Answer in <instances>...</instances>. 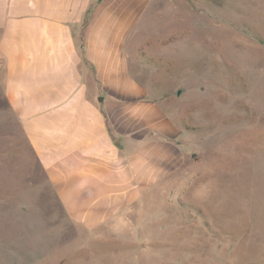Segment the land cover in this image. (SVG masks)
<instances>
[{"label": "rangeland", "instance_id": "rangeland-1", "mask_svg": "<svg viewBox=\"0 0 264 264\" xmlns=\"http://www.w3.org/2000/svg\"><path fill=\"white\" fill-rule=\"evenodd\" d=\"M151 3L128 66L178 122L180 168L128 218L73 221L6 101L0 56V264H264V0Z\"/></svg>", "mask_w": 264, "mask_h": 264}, {"label": "crops", "instance_id": "crops-1", "mask_svg": "<svg viewBox=\"0 0 264 264\" xmlns=\"http://www.w3.org/2000/svg\"><path fill=\"white\" fill-rule=\"evenodd\" d=\"M153 1L0 0L6 101L67 216L87 228L128 218L185 156L178 122L128 66Z\"/></svg>", "mask_w": 264, "mask_h": 264}, {"label": "water", "instance_id": "water-1", "mask_svg": "<svg viewBox=\"0 0 264 264\" xmlns=\"http://www.w3.org/2000/svg\"><path fill=\"white\" fill-rule=\"evenodd\" d=\"M180 91H181V90L179 89V90L177 91V94H179V93H180Z\"/></svg>", "mask_w": 264, "mask_h": 264}]
</instances>
